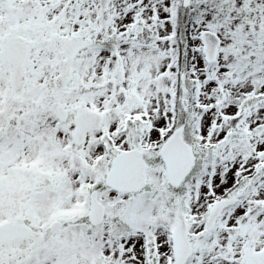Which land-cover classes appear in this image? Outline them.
I'll return each mask as SVG.
<instances>
[{"label": "snow or ice", "instance_id": "6c2138e0", "mask_svg": "<svg viewBox=\"0 0 264 264\" xmlns=\"http://www.w3.org/2000/svg\"><path fill=\"white\" fill-rule=\"evenodd\" d=\"M0 264H264V0H0Z\"/></svg>", "mask_w": 264, "mask_h": 264}]
</instances>
